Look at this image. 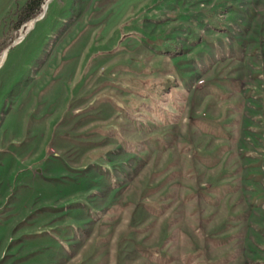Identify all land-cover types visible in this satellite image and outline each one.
Listing matches in <instances>:
<instances>
[{"label":"rangeland","instance_id":"1","mask_svg":"<svg viewBox=\"0 0 264 264\" xmlns=\"http://www.w3.org/2000/svg\"><path fill=\"white\" fill-rule=\"evenodd\" d=\"M27 1L0 0V264H264V0L12 28Z\"/></svg>","mask_w":264,"mask_h":264},{"label":"trees","instance_id":"2","mask_svg":"<svg viewBox=\"0 0 264 264\" xmlns=\"http://www.w3.org/2000/svg\"><path fill=\"white\" fill-rule=\"evenodd\" d=\"M43 4L44 0H28L24 6L17 10V18L14 21L15 24L11 27L18 28L38 16L40 14L41 5ZM6 46L5 40L0 41V53L6 49Z\"/></svg>","mask_w":264,"mask_h":264},{"label":"built area","instance_id":"3","mask_svg":"<svg viewBox=\"0 0 264 264\" xmlns=\"http://www.w3.org/2000/svg\"><path fill=\"white\" fill-rule=\"evenodd\" d=\"M20 40V39H19ZM19 40H17V41H19Z\"/></svg>","mask_w":264,"mask_h":264},{"label":"bare ground","instance_id":"4","mask_svg":"<svg viewBox=\"0 0 264 264\" xmlns=\"http://www.w3.org/2000/svg\"><path fill=\"white\" fill-rule=\"evenodd\" d=\"M0 61H1V59H0Z\"/></svg>","mask_w":264,"mask_h":264}]
</instances>
